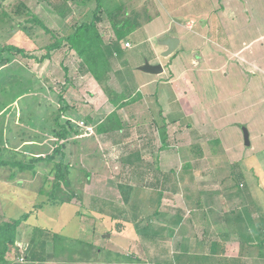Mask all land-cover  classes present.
Returning <instances> with one entry per match:
<instances>
[{
    "label": "rangeland",
    "instance_id": "1",
    "mask_svg": "<svg viewBox=\"0 0 264 264\" xmlns=\"http://www.w3.org/2000/svg\"><path fill=\"white\" fill-rule=\"evenodd\" d=\"M10 1L13 4L21 2L42 19H45L44 14H47L49 20L45 19L46 24L58 36L68 34L80 21L90 20L96 6L95 0L84 5L77 1L73 2L74 0L69 1L67 8L63 9V19L58 17L52 19L51 8L46 7L45 0ZM100 2L103 11L122 5L124 11L132 13L131 22L136 26V33L127 40L131 48L126 50L125 54L132 77L144 75L143 72L138 71V68L145 58L150 60V63L154 62L151 48L156 52L160 51L159 42L164 37L153 36L159 27L143 29L148 19H155L160 13L156 4L158 2L155 3L153 0H100ZM167 4V2L163 3L164 6ZM230 11L226 9L223 15H218V18L228 16ZM233 11L237 18L233 24L236 29L235 48L227 44L225 38L212 33L208 43L215 55L211 66L219 68V64L225 63V67L214 73L203 72V80L207 82L206 89L210 92L204 101L208 100L209 108L212 110V122H208L207 119L202 121L204 123L202 133L206 135L203 138V145L208 151L206 159L209 164V168L204 172L209 182L213 177L221 180L229 174L233 163L241 162L243 165L241 183L245 184L247 193L251 195L249 198L251 201L264 202V55L261 61V56L257 53L259 46L264 48V0H235ZM8 12L11 14L12 9ZM98 16L97 29L107 41L113 37V33L101 9ZM189 18L186 17L184 21H189ZM221 27L225 31V26ZM174 28H177L175 24L170 26L167 36L181 37ZM3 37H0V43L19 45L24 48L26 54H31L34 58L43 55L46 52L45 46L49 45L47 41L49 37L42 33L35 44L31 40L25 41L24 36L17 30L10 33L3 32ZM198 42L206 44L202 41L189 42V44L193 46ZM182 46L183 42L173 54H178ZM232 51L237 52L235 57H231ZM250 51L254 54L252 58L254 62L249 58ZM161 54V52L157 53L158 60L165 63L166 58ZM4 56L9 62L0 65V147L31 156L46 155L53 151L56 141L51 133L53 119L60 117L61 123L70 120L72 131L63 142L64 162L91 173L92 178L84 185L83 193L113 198L120 202V191L124 190V182L120 179V175L124 177L125 174L122 173L118 162V158L120 159L122 155L118 153L120 151L118 148L127 144H120V141L114 137L113 141L106 142L104 136L96 135L95 131L92 135H86L91 137L82 139L81 136L84 135L79 130L78 123L81 120L85 122L86 117H89L93 121L91 125L95 126L107 115L110 107L104 93L94 85L93 78L78 73L79 59L76 54L67 46H63L59 50L50 52V57L42 62H35L31 57H21L16 54L6 53ZM233 68L235 70H232ZM194 81L196 82L194 84H197V80ZM201 88L198 93L203 95ZM154 90L159 97L161 90L158 88L157 91V87H154ZM148 91L151 93L150 88ZM59 96L62 101H59ZM147 102V106L153 110L155 101ZM64 104L70 110L61 114L60 107ZM138 114V111L129 108L122 116L124 121L132 118L130 123L133 124ZM183 119L181 124L187 126L189 120ZM182 129H184L182 132L186 131L189 137L192 132H196L191 126L189 130L184 126ZM243 129L248 133L249 146L245 145ZM175 132H172L175 135L171 136L172 142L178 144L177 147H185L187 143L177 142L182 137L181 134L177 136ZM217 138L220 139L219 146H217ZM211 148L214 150L212 154ZM19 156L21 155L18 154L15 159H20ZM104 160L108 161L109 169L105 170L102 167ZM39 171L35 177H30V173L26 172L10 180L7 177L10 171L0 168V222L17 219L23 213L36 208L26 223L19 228L17 248L12 249L7 264H126L122 260L119 261L114 253L124 254L132 259L137 257L135 253L139 246L134 247L136 232L132 224V226L126 224L124 232L117 234L111 231L112 222L108 217L101 218L82 210L87 217L80 219L75 216L74 206L50 204L47 197L38 194L43 182ZM121 180L123 183H120ZM119 186L123 189H118ZM38 228H47L67 238L91 242L96 248L94 259L90 262L71 263L67 261V257H63L65 255H59L58 259L46 263L24 262L23 257L30 247V239L38 237ZM50 250L51 245L48 244V251Z\"/></svg>",
    "mask_w": 264,
    "mask_h": 264
},
{
    "label": "crops",
    "instance_id": "2",
    "mask_svg": "<svg viewBox=\"0 0 264 264\" xmlns=\"http://www.w3.org/2000/svg\"><path fill=\"white\" fill-rule=\"evenodd\" d=\"M153 1L158 2L156 4L160 13L157 18L148 19L143 29L159 27L153 36H164L162 40L176 38L179 41L178 47L182 42L183 46L178 54L167 57L165 63L158 60L157 56V53H163L165 49L161 47L156 52L151 48L155 63L147 61L150 65H161L163 72L159 75L143 73L133 76L136 82L135 93H139V99L117 111L123 125L120 131L101 135L106 142L113 141L114 137L120 144H127L118 148V153L122 154L118 162L125 174L124 177L120 175L124 191L130 188L128 202L139 209L137 213L140 218H149V229L162 235L153 240L145 239L133 226L136 232L134 247L139 246L135 255L146 264H264V208L253 207L248 193L242 197L226 193L221 188L222 179L213 177L209 182L204 172L209 164L206 159L208 151L203 145L206 135L202 133V121L207 119L212 122V110L208 100L205 102L204 99L210 92L206 89L203 72L214 73L225 67V63L219 64V68L211 66L215 55L208 43L212 33L225 38L226 43L235 48V0ZM165 2L168 3L166 6L163 5ZM226 9L231 10L229 15L218 18ZM126 14L130 19L133 18L130 11H126ZM186 17H190L187 22L184 21ZM174 24L177 26L174 30L181 37L167 36L170 26ZM221 26H225V31ZM135 33L136 30L132 35ZM195 41L206 44H189ZM257 53L263 61V46H259ZM236 55L237 52L232 51L231 57ZM248 55L252 62L254 54L250 51ZM194 80H197V84H194ZM154 87H157V91L158 88L161 90L159 97ZM200 88L203 95L198 93ZM149 100L155 101L153 110L147 106ZM108 105L110 110L107 115L113 111V107ZM129 108L139 112L133 124L130 123L132 118L124 121L122 116ZM183 118L189 120L187 126L181 124ZM183 126L186 130L191 126L196 132H192L189 137L186 131L182 132ZM92 127L94 131V125ZM173 131H176L177 136L181 134L182 138L177 142H186L185 147H177L178 144L172 142ZM91 135L81 137L86 139ZM216 142L219 146L220 139L217 138ZM194 145L201 148V152H196V155L191 152ZM126 148L130 150L126 151ZM212 150L211 154L214 152ZM104 161L102 167L109 169L108 161ZM260 206H264V203Z\"/></svg>",
    "mask_w": 264,
    "mask_h": 264
},
{
    "label": "trees",
    "instance_id": "3",
    "mask_svg": "<svg viewBox=\"0 0 264 264\" xmlns=\"http://www.w3.org/2000/svg\"><path fill=\"white\" fill-rule=\"evenodd\" d=\"M69 1L73 0H45L44 2L46 7L51 8L52 19L55 17L63 19V9L67 8ZM76 1L84 5L93 0H74L73 2ZM95 3L96 6L92 11L90 20L80 21V23L74 25L68 34L58 36L47 26L45 20L47 14H44L46 18L42 19L33 11L27 9L21 2L13 4L10 0H0L1 38H4L3 32L10 33L14 30L24 36L25 41L31 40L34 44L40 37V33L49 37L47 40L49 45L44 48L46 52L38 58L26 54L24 48L19 45L0 43V65H6L9 62V59L4 56L6 53L21 57L27 56L33 58L35 62H42L50 57V52L67 46L79 59L78 73L81 76L90 75L106 96L107 102L113 107V111L94 126L95 134L101 136L116 133L123 128L117 111L133 104L139 99L140 95L135 93L136 82L128 69L126 50L123 48V44L136 30V26L131 22L132 20L127 16L122 5L103 11L100 0H95ZM11 9L10 14L8 10L11 11ZM100 9L113 33V37L107 41L104 40L97 29ZM59 101H62L61 96H59ZM60 109L62 110L60 111L61 114L63 111L70 110L65 104ZM59 121L60 117L53 119L51 133L56 141L51 153L31 156L6 147H0V168L10 171L7 177L12 180L16 175L26 172L30 173V177H35L40 170L39 175L42 176L43 182L38 194L47 197L50 204L72 205L76 208L75 216L80 219L87 217L84 216L82 210L96 214L101 218L108 217L112 222L111 231L117 234L124 232L126 224H132L137 231H140L142 238L152 240L160 238L162 235L158 234L159 232L149 229V218H140L137 213L139 209L129 204L128 191H130V188L127 191L128 193L124 190L120 191L121 202L113 198L83 193L84 185L88 184L92 178L91 173L64 162L65 154L62 149L65 146L63 142L70 136L72 129L70 120L63 123ZM85 122L89 125L93 123L89 117H86ZM191 152L192 154L195 153L193 155H196V152H201L200 146H192ZM18 154L21 155L19 156L20 159H15ZM200 156L203 157L201 154ZM242 166L241 162L233 163L230 166L229 174L221 181L223 191L232 195L236 194L238 197H242L247 193L245 184L241 183ZM120 188L122 190L124 187L119 186L118 189ZM253 201L251 202L253 207L264 208V206H260L264 202ZM35 209L23 213L17 219L2 220L0 222V264L8 263L9 254L12 249L17 248L18 230L22 224L26 223L32 212H35ZM38 230L37 239H30V247L23 257L24 262L46 263L58 259L59 255H65L63 257H67V261L71 263L90 262L94 259L93 255L96 254V248L91 242L67 238L47 228H38ZM48 244L51 245L50 251H48ZM114 256L126 264H145L137 257L132 259L127 255L118 253H114ZM153 264L159 263L154 262Z\"/></svg>",
    "mask_w": 264,
    "mask_h": 264
},
{
    "label": "water",
    "instance_id": "4",
    "mask_svg": "<svg viewBox=\"0 0 264 264\" xmlns=\"http://www.w3.org/2000/svg\"><path fill=\"white\" fill-rule=\"evenodd\" d=\"M179 44L178 39L168 37L159 42L160 47L164 48L165 51L161 54L162 57L167 58L171 56L177 49ZM139 71L151 74V75H159L163 72V68L161 65H150L147 60L143 62V65L138 68ZM243 136H244V142L246 146H249V136L245 129H243Z\"/></svg>",
    "mask_w": 264,
    "mask_h": 264
},
{
    "label": "built area",
    "instance_id": "5",
    "mask_svg": "<svg viewBox=\"0 0 264 264\" xmlns=\"http://www.w3.org/2000/svg\"><path fill=\"white\" fill-rule=\"evenodd\" d=\"M124 46H125V48L130 47V45L128 43H125ZM78 128L84 136H86L87 134H90L93 131V127L91 125L87 124L86 122H84L83 120H81L78 123Z\"/></svg>",
    "mask_w": 264,
    "mask_h": 264
},
{
    "label": "clouds",
    "instance_id": "6",
    "mask_svg": "<svg viewBox=\"0 0 264 264\" xmlns=\"http://www.w3.org/2000/svg\"><path fill=\"white\" fill-rule=\"evenodd\" d=\"M130 45V44H129ZM124 48H125V46H124ZM130 48V47H129Z\"/></svg>",
    "mask_w": 264,
    "mask_h": 264
}]
</instances>
